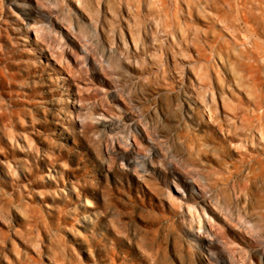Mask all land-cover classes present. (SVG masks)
<instances>
[{
	"label": "rangeland",
	"instance_id": "1",
	"mask_svg": "<svg viewBox=\"0 0 264 264\" xmlns=\"http://www.w3.org/2000/svg\"><path fill=\"white\" fill-rule=\"evenodd\" d=\"M229 1L0 0V264H216L198 236L264 264V60Z\"/></svg>",
	"mask_w": 264,
	"mask_h": 264
},
{
	"label": "bare ground",
	"instance_id": "2",
	"mask_svg": "<svg viewBox=\"0 0 264 264\" xmlns=\"http://www.w3.org/2000/svg\"><path fill=\"white\" fill-rule=\"evenodd\" d=\"M193 1L196 2V0ZM218 1H223L228 5L230 9L234 8V5L229 0H215V2L217 3ZM236 1H237L236 22H238L239 25L253 26L251 28L247 27L246 29L247 34L245 36V40L241 44V45H248L250 47V50L248 46L245 47L247 51L246 57L248 60H253V61H257L259 59L264 60V52L260 47V45L258 44V42L256 41V38H259L261 36L262 34L261 31L262 30L264 31V10L259 9L260 7L259 5H264V0H236ZM215 2L208 3V6L211 9L217 10ZM26 8H28V6H26ZM217 19L221 21L223 24L225 23L226 27L230 29H237V25L229 17L218 16ZM252 37H254L255 39H252ZM132 135L136 141H139V139L146 141V145H145L142 143L141 140L138 143V146L139 144H142L145 147V150L148 151V155H141L138 153L137 156L138 158L127 157L126 158V161L128 163L127 165L133 168L141 169L143 172H148L149 171L148 166H153V164L155 163L154 157L159 154L156 151L155 146L153 145L154 141L151 137H145L143 135H139V131H137V128L132 131ZM133 152L135 153L134 150ZM168 176L170 180H172L173 183L176 185V189H178V191L181 189V186L178 181L182 183H186L191 186L188 177L181 175L180 172H178L173 167L169 170ZM198 182H200L203 187L209 188V190L211 189V186L204 180L203 177L201 176L198 177ZM207 193H209V191ZM187 196L189 199H192L194 202L193 205L191 206L192 208L199 206L203 213L206 212L207 200L204 199L202 196H200V194L196 192L193 186H191L190 195ZM210 198L213 199L215 202L219 203V198L217 196L214 197L211 195ZM251 227L254 228L253 225H251ZM198 237L200 238L202 242V247L205 253L208 255L209 259L213 260V262L216 264H228L223 254L216 252L218 246L216 247L215 242L207 238H202L200 236Z\"/></svg>",
	"mask_w": 264,
	"mask_h": 264
}]
</instances>
